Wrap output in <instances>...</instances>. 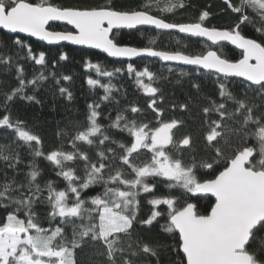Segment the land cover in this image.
Wrapping results in <instances>:
<instances>
[{"label":"snow or ice","instance_id":"6c2138e0","mask_svg":"<svg viewBox=\"0 0 264 264\" xmlns=\"http://www.w3.org/2000/svg\"><path fill=\"white\" fill-rule=\"evenodd\" d=\"M224 3L235 19L228 28L219 29L205 26L210 16L206 10L195 23L166 20L164 14L186 7L184 0H142L134 7L118 6L117 0L78 5L0 0V30H6L0 32V70L14 71L18 81L10 91L0 92V109L5 113L0 116V135L8 139L11 133L9 143H0V264H79L76 251L85 246L95 250L97 259L91 264H152L153 260L161 264V255L168 253L176 258L169 257L167 264H264V0ZM56 22L72 30L57 31ZM143 25L175 29L213 45L228 42L241 51V58L232 61L211 49L187 54L122 46L112 35L114 29ZM248 27L252 35L244 34ZM33 37L49 44L68 41L99 49L108 57H158L215 75L216 98L192 81L194 93L187 94L184 102L173 100L168 105L171 110L189 112L193 123L200 118L199 127L205 130L203 155L192 133L174 139L173 130L186 126L185 120L163 119L165 94L158 82L167 77L131 63L127 74L134 75L136 86L149 98L147 108L155 114V123L146 122L144 110L134 102L121 107L112 95L113 85L89 77L87 83L99 85L105 95L87 104L83 121L69 120L58 130V136L69 137L71 151L61 143L45 154L41 138L28 129L26 121L12 116L17 99L42 103L35 92L48 77L41 71L27 79L19 62L47 66L45 52H35L27 42ZM59 59L68 56L60 54ZM88 67L109 78L125 71L123 67L108 71L91 61ZM50 75L55 79V73ZM231 78H242L236 82L239 90L230 87ZM61 79L72 78L63 75L55 83L59 85ZM29 86L31 95L26 93ZM58 91L73 99L68 88ZM106 101L114 102L116 115L104 117L109 121L105 125L100 120L101 103ZM116 132L131 139H116ZM24 147L32 157L27 164L21 155ZM141 150H147L150 158L141 160ZM38 157L55 166L56 175L66 181L64 188H57L52 180L42 181V170L35 163ZM200 169L208 171L198 175ZM160 184L180 191L160 192ZM96 186L102 191L97 192ZM142 194L152 206L147 219L139 218ZM200 199L209 200L203 213L197 203ZM41 206L43 212L38 211ZM160 206L166 209L159 210ZM160 219L165 221L160 232L171 243L159 237L149 242L136 231L137 223L150 229ZM43 221L50 227H43Z\"/></svg>","mask_w":264,"mask_h":264},{"label":"trees","instance_id":"16d2710c","mask_svg":"<svg viewBox=\"0 0 264 264\" xmlns=\"http://www.w3.org/2000/svg\"><path fill=\"white\" fill-rule=\"evenodd\" d=\"M54 3L63 5H78L83 3H101L103 0H53ZM142 0H117V4L134 7ZM186 7L178 8L174 13L164 14V18L169 22L180 23H195L198 22V17L202 11H208L210 16L204 21L205 26L216 28H228L234 22V15L226 9L224 0H184ZM153 15L158 13L153 9ZM55 30H71L68 26L62 24H54ZM2 32V31H0ZM244 34L252 35L253 30L251 27L244 29ZM113 35L116 37L119 44L132 45L136 47H153L154 49L164 51H182L187 54H200L206 52L209 49H215L218 53L229 60L236 61L241 58V51L228 45L220 44L213 46L207 41L199 38H192L183 36L179 33L158 31L149 28H138L129 31H114ZM27 42L31 44L35 52L43 51L46 54L47 66L41 68L39 65H35L33 61L21 59L19 62L24 66L25 75L27 79H31L34 74H38L43 71L48 77L46 80L39 82L38 90L35 95L42 101L41 104L34 102L22 101L17 99L12 104V116L15 119L17 116L19 119L26 121L28 129L37 134L42 141V151L47 154L51 150L58 148L63 143L64 150L71 151L72 146L68 142L69 137H60L57 135L59 129L65 127L69 120L83 121L86 112V106L93 101H99L100 97L105 95L104 89L99 85L93 87L90 86L87 81L89 77L97 79L101 84H111L114 86L112 95L116 100L120 101V106L123 107L128 102H134L145 113V121H151L155 123L154 113L151 109L147 108L148 97L139 89L135 84L134 75L129 76L126 68L127 64H133L137 69L142 70L147 66L150 71L157 74V76L167 77V80H160L158 85L161 86L165 94V103L162 105L166 108L163 119L167 120L172 117L183 119L187 122L186 126L174 129V139L179 141L187 133L193 134V139L196 144V149L200 155H203L204 145V129L199 127L200 118L197 117L195 123L190 118V113L181 111L180 109L171 110L168 105L175 100L177 103L184 102L187 94H193L194 90L191 88V82L196 81L202 84V90L205 94L217 97L215 75H209L204 70H197L193 67L179 66L165 64L158 59L153 58H138L133 61L115 60L108 56L91 50L80 48L72 45H47L39 41L27 38ZM60 54H67V60H60ZM23 56V53L21 54ZM93 64H99L105 70L112 71L114 67H123L125 71L123 73L116 74L114 77L109 78L100 76L97 74L94 68L88 67V62ZM171 69V71H169ZM50 73H55V79H59L63 75L71 76L70 81H64L61 79L60 84L55 83V79ZM187 73V75H182ZM238 78H231L233 83L230 87H235L239 90ZM149 81L145 78V83ZM18 81L15 79L14 71L11 74H5L0 70V92L10 91L11 88L16 87ZM157 86V85H154ZM59 87H66L73 94L71 101L67 100L65 96L59 94ZM26 93L33 94L32 86L26 89ZM174 94V95H173ZM3 101V96L0 95V102ZM116 105L114 102L106 101L101 103V110L103 116L100 120L102 124H108V119L104 117L111 114L114 119L116 115ZM198 109L194 110L191 115H195ZM5 113L3 109H0V116ZM212 118H215L213 116ZM8 139H3L0 135V143H9L11 140V133H8ZM116 139L128 141L131 138L126 133H115ZM35 145V142H33ZM81 147L85 151H90L86 145L81 144ZM171 146H169L170 148ZM168 150V149H166ZM144 155L140 157L141 160L150 158L151 154L147 150H141ZM27 148L21 149V155L24 158L25 164L32 159L27 155ZM188 152L185 151V159L187 160ZM39 169L42 170V181L52 180L55 182L57 188H64L66 181L63 177L56 175L57 169L43 157H38L35 160ZM23 168L24 165H21ZM26 170V169H25ZM206 169H200L198 175H203L207 172ZM160 192L175 191L179 192V189H167L163 184L158 185ZM96 191H102V188L96 186ZM95 194V193H90ZM146 195L142 194L141 204L139 209V218L147 219L151 213L152 206L147 203ZM214 202L213 198H210ZM199 210L203 213L205 208L208 207V199H200L197 201ZM166 209V206H160L159 210ZM38 211L43 212V207H39ZM164 219H160L159 223L153 224L149 229L147 226H141L136 224V231L142 234L145 239L152 242V238L159 237L165 240L167 243H171V240L167 237V234L160 232V224H163ZM42 226L45 228L50 227L47 221L42 222ZM94 249L85 246L82 250L77 249L76 258L79 264H91L97 258L94 255ZM169 257L175 259L174 253H168L161 255V264H167ZM102 259V258H101ZM152 264H155L153 260Z\"/></svg>","mask_w":264,"mask_h":264},{"label":"water","instance_id":"95a60500","mask_svg":"<svg viewBox=\"0 0 264 264\" xmlns=\"http://www.w3.org/2000/svg\"><path fill=\"white\" fill-rule=\"evenodd\" d=\"M55 24H61V23H59V22H56ZM63 25V24H62ZM70 29H71V26H68ZM138 28H149V29H155L154 28V26H150V25H143V26H138L137 27V29ZM219 29H222V28H219ZM72 30V29H71ZM129 30H134V29H120V30H113V32L114 31H129ZM155 30H158V29H155ZM0 31H6V30H0ZM57 31H61V30H57ZM158 31H168V32H175V33H179V34H181V35H183V36H187V37H192V38H199V39H203V40H205V41H207L206 40V38H203V37H193V36H190L189 34H186V33H180V32H178V30H175V29H173V30H158ZM12 35H15V34H12ZM19 35H21V36H24V34H19ZM113 35V34H112ZM29 39H33V40H36V41H39V42H41V43H45V44H47V45H72V46H76V47H80V48H85V49H91V50H94V51H97V52H100V53H102V54H104V55H106L107 56V54L106 53H103L101 50H99V49H93V48H88V47H86V46H81V45H73V44H71L70 42H68V41H60V42H57V43H52V44H49L47 41H40V40H38L37 38H29ZM208 43H210L211 45H213L212 43H211V41H207ZM220 44H228V45H230L228 42H221ZM220 44H218V45H220ZM122 46H129V47H136V46H132V45H123V44H121ZM213 46H217V45H213ZM230 46H232V47H234V48H236L234 45H230ZM237 49V48H236ZM156 50H158V49H156ZM211 50H214V51H217V50H215V49H211ZM239 50V49H238ZM164 51V50H163ZM240 51V50H239ZM169 52H174V51H169ZM217 53H218V51H217ZM219 54V53H218ZM109 58H111V59H115V60H125V61H133V60H136V59H138V58H153V59H158V60H160L158 57H147V56H144V57H133V58H131V59H129V58H115V57H109ZM222 58H224V57H222ZM160 61H162V60H160ZM163 63H165V64H170V65H179V66H186V67H193V68H196L195 66H192V65H185V64H183V63H180V62H177V61H162ZM200 70H203V69H200ZM205 71V70H204ZM238 79H242V78H238ZM214 199V198H213Z\"/></svg>","mask_w":264,"mask_h":264}]
</instances>
